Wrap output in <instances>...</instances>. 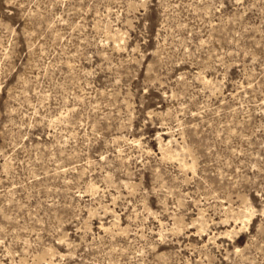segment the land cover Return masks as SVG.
I'll return each instance as SVG.
<instances>
[{"label":"rangeland","instance_id":"1","mask_svg":"<svg viewBox=\"0 0 264 264\" xmlns=\"http://www.w3.org/2000/svg\"><path fill=\"white\" fill-rule=\"evenodd\" d=\"M0 264H264V0H0Z\"/></svg>","mask_w":264,"mask_h":264}]
</instances>
